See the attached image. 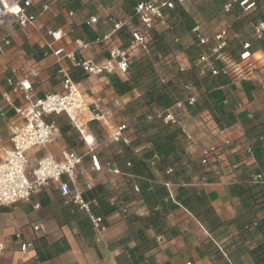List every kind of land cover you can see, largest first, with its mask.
<instances>
[{
    "label": "crops",
    "instance_id": "1",
    "mask_svg": "<svg viewBox=\"0 0 264 264\" xmlns=\"http://www.w3.org/2000/svg\"><path fill=\"white\" fill-rule=\"evenodd\" d=\"M32 1L27 13L36 17L34 26L22 29L9 22L0 27V34L10 42L0 54V164L10 149L9 130L19 123L13 107L22 103L7 80L23 79L32 71L37 73L31 78L33 93L42 96L61 91L58 71L67 70L89 103L111 110L110 127L128 125L124 132L128 143H109L110 127L91 122L96 124L93 129L88 123L85 130L95 146L92 154L101 165L100 171H93L81 135L65 117L56 118L55 140L45 150L29 152L27 170L46 153H77L82 159L77 185L93 213L103 218L102 239L96 241L88 216L65 204L57 186L48 184L28 201L0 206V264H264V187L251 184V176H264V90L253 77L201 78V85L193 89L195 104L180 112L182 128L191 137L189 150L179 128L149 119L161 108L146 104L143 92L133 88L118 94L110 81L111 77L127 79L87 78L70 61L57 62L49 49L73 51L75 40L101 38L112 28L110 19L132 12V0ZM90 16L97 17V24H84ZM57 30L65 36L53 42L48 32ZM177 50L175 58L188 66L185 48ZM74 52L79 59L91 57L97 63L106 57L103 45L95 43L88 52ZM254 53L264 82V50L259 47ZM256 54H260L257 59ZM215 91L221 93L219 107L210 99ZM173 95L174 103L187 97ZM243 121L251 124L245 127ZM210 147L215 151L203 164L202 151ZM246 147L253 150L252 156ZM134 158L144 165L133 162L127 167V160ZM112 168L135 177L115 175ZM167 169L171 173L166 174ZM114 200L124 201L128 211L122 213ZM36 225L43 231H33ZM24 242L31 246L22 253Z\"/></svg>",
    "mask_w": 264,
    "mask_h": 264
},
{
    "label": "built area",
    "instance_id": "2",
    "mask_svg": "<svg viewBox=\"0 0 264 264\" xmlns=\"http://www.w3.org/2000/svg\"><path fill=\"white\" fill-rule=\"evenodd\" d=\"M187 1L136 0L133 14L135 23L133 25H131V17L110 19L112 23L111 30L101 38H96L93 42L75 40L73 51H65L63 48L52 49L51 46H49V49L56 57L57 62L63 59L70 61L73 66L80 68L87 78L116 75L122 79H127L131 59L140 54L149 55L151 34L157 26H163L166 30H171V26L167 22L168 13L175 6L182 5ZM32 4V0H0V27L9 24V22L15 23L22 29L34 26L36 17L27 13V9ZM234 6H238L243 12H248L253 10L256 4L253 0H229L222 4V9L230 13ZM46 8L44 7V9ZM72 15L73 13L70 12L69 16ZM97 22V17L90 16L85 19L84 24L92 26ZM123 27H129L131 36L130 42L125 48L121 47V43L117 38V33ZM191 34L200 48L199 54L194 60L198 76L200 78L216 77L220 74L229 76L231 64L228 62L226 49L230 41V29L228 27L219 28L211 36H208L201 25L195 21ZM48 35L53 42H58L65 36V33L57 30L48 32ZM252 37L255 41L264 44V21H258L253 25ZM175 42H178V40H175ZM92 43L101 44L106 49V57L101 62H94L91 57H81L80 59L76 57L74 51L88 52ZM9 44V39L0 34V54ZM205 49H207L206 52ZM254 54V51H251V44L244 42L239 53L238 63L232 65H235V71L241 76L253 77L257 86L264 90L262 74H259V70L256 68ZM216 63H220L221 66L217 67ZM186 68L187 65L182 63L179 66V71H184ZM12 72L15 71L12 70ZM58 73L61 77V91L59 93H46L42 96L33 93L31 78L37 75L34 71L23 79L7 80V83L12 87V94H19L22 97V103L13 107L19 123L14 124L9 130L10 149L4 152L0 164V206L28 201L37 190L48 184H55L65 204H73L88 216L96 234V241L99 242L105 231L103 218L93 213L90 203L83 198L82 191L76 181L77 169L82 162L81 157L71 150H61L59 156L46 153L37 161L34 168L27 170L29 152L34 149L45 150L55 140L57 133L56 118L60 116L65 117L71 127L81 135L84 145L91 154L92 170L96 172L101 170L97 156L92 154L95 149L93 138L90 135L91 140L86 139L85 127L89 122H98L110 127L108 119L111 116V110L102 108L97 103L87 102V96L81 91L79 85L72 80L67 70L60 68ZM182 89L187 94L184 101H178L170 107L156 110L149 119L161 120L164 125L179 128L189 143V150H191V137L182 128L180 112L185 106L195 104L196 96L191 85L184 84ZM4 99L10 104L7 95L4 96ZM114 106L119 107V102L115 101ZM127 127L128 125L124 123L110 127L107 141L109 143L123 142L127 144L128 138L124 135ZM214 151L213 147L204 149L201 162L203 164L207 163ZM245 151L249 156L253 155V150L250 147H246ZM126 166L130 167L131 164L127 162ZM110 171L119 176L135 177L123 173L117 168H112ZM169 173H171V169L166 170V174ZM63 177L66 178V181L62 180ZM251 182L264 187V176L255 174L251 176ZM165 186L169 188L170 184L165 183ZM86 189L90 190V185L87 184ZM133 190L138 192L136 186L133 187ZM112 204L119 207L122 213H126L129 209L124 201L114 200ZM32 229L35 232L43 231L41 225L33 226ZM16 238H20V234H16ZM30 246V243L24 242L20 245V251L25 253ZM2 248L3 244L0 241V250Z\"/></svg>",
    "mask_w": 264,
    "mask_h": 264
},
{
    "label": "trees",
    "instance_id": "3",
    "mask_svg": "<svg viewBox=\"0 0 264 264\" xmlns=\"http://www.w3.org/2000/svg\"><path fill=\"white\" fill-rule=\"evenodd\" d=\"M132 1H133L132 12L120 18L123 19V18L131 17V25L135 23L133 14H134V7L136 5V0H132ZM253 1H255L256 4L253 10L248 12H243V10L240 9L238 6H234L236 11L232 9L231 12L228 14L229 17L232 18L231 20L233 21V23L229 25L230 32L234 34L233 36L240 37V35H238L237 33V29L240 28V26H243L244 22L249 24L252 29L254 24H256L258 21L264 20V0H253ZM177 6H175V8L172 11H170L167 16V22L168 25L171 26V30H166L161 34H157L154 32L151 34L150 44L152 43V40L155 39L159 48L157 50L151 51L152 57L139 58L134 62L131 61L129 66V76L127 77L126 81H121L115 77L110 78L111 85L115 88L118 94H124L128 91H131L133 88H136L139 91L143 92L142 96L146 104L150 106L155 105L156 107L165 109L174 104V95H173L174 92H171V90L169 91L168 90L169 87H172L173 91L180 90L181 92H183L182 88L184 84L191 85L193 89L201 85L202 79L198 77L197 68L194 66V60L200 51V48L197 46V42L194 45H191L190 47L185 48V50H183L185 52L186 57H188L189 59L188 66L184 71H179V66L180 64H182V61H179L175 58V54H174L175 52L168 51L167 49H165V44L162 43L166 33L171 34V36H173L172 38L173 41L178 40V42L182 38V36L191 34V29L194 26L195 19H193V17L189 13H187L186 11L182 10L180 7ZM210 11H211L210 8L207 9L200 8V12L203 15L205 13H206L205 15L209 14ZM130 37L131 36H130L129 27H123L117 33V38L119 39L122 48H125L129 44ZM244 42L240 43L239 49L237 51L238 53L237 56L235 54H232V51H230V45H228L226 49L227 59L228 62H230L231 64L229 67L231 68L230 75L228 77L231 78L239 77L240 79L248 78L245 76H241L234 69L235 65L239 61V53L242 50V44ZM260 47H262V49L264 50L263 45H261ZM253 49L254 47L251 44V51H254ZM170 58L173 59L170 60ZM151 60L153 61L154 64L151 63ZM157 63L161 65L159 68L161 74L160 78H158V76L155 75L156 74L155 69L153 68L154 67L153 65L156 66ZM220 66L217 65V67ZM221 75L222 74L216 77H220ZM222 76H226V75H222ZM161 80H163L164 82ZM253 81L255 80L253 79ZM220 95L221 93L219 91L210 93V99H212L213 104L218 105V107L221 104ZM249 124H251L250 121H243V126L246 127ZM127 161L131 165L134 162V165L139 167L140 166L142 167L144 165L142 161L136 163L135 158L129 159ZM251 184L255 185L252 182Z\"/></svg>",
    "mask_w": 264,
    "mask_h": 264
},
{
    "label": "rangeland",
    "instance_id": "4",
    "mask_svg": "<svg viewBox=\"0 0 264 264\" xmlns=\"http://www.w3.org/2000/svg\"><path fill=\"white\" fill-rule=\"evenodd\" d=\"M229 0H188L187 2H185L184 6L181 7L182 10L186 11L187 13H189L194 19L196 22H198L202 29L204 30L205 34L208 35V36H211L212 33L219 29V28H223V27H227V25H230L233 23V21L231 20L232 18L229 17V13L223 11L222 9V4L224 2H227ZM206 4V5H204ZM200 8H203V9H207V8H210V13L207 14V15H203L201 14L200 12ZM232 9L235 10V7H233ZM236 11V10H235ZM165 28L163 26H159L157 27L155 30L157 31H154L155 33L156 32H164ZM237 33L238 35H240V37L238 36H233L234 34H230V41H229V45H230V51H232V54H235L237 56V51L239 49V46H240V43L241 42H244V41H247L249 43L252 44V46L254 47L253 50L255 49H258L261 44L264 45L263 43L261 42H257V41H254L252 38V29L250 27L249 24H247L246 22H244V25L243 26H240V28L237 29ZM192 35V34H191ZM190 34H187L185 36H183L182 39L179 40V42H175L173 41V36H171V34L169 33H166L165 36H164V39L162 41L163 44H165V49H167L168 51H178L177 48L178 47H182V48H188L190 47L191 45H194L196 42L194 41V36L192 35L191 36ZM189 42V43H188ZM178 46V47H177ZM159 49L158 48V44L156 43L155 39L152 40V43L149 45V55H138V56H135L131 59V61H136L138 60L139 58H150L152 57L151 55V51L153 50H157ZM205 52L207 51V49L204 50ZM172 53V52H171ZM260 54H256L255 55V58H259ZM173 59V58H170V60ZM153 60V59H152ZM151 60V63H153V61ZM259 61H256V64L258 63ZM261 63V62H260ZM154 64V63H153ZM154 69H155V75L158 76V78L161 77V74H160V71H159V68H160V64L157 63L156 66L153 65ZM257 67V65H256ZM168 89H171V92H174V94H180L183 96V98L186 96L185 93L181 92L180 90H177V91H173V88L172 87H169ZM88 102V101H87ZM91 123V122H89ZM90 127L93 128V129H96V124L95 123H91L90 124Z\"/></svg>",
    "mask_w": 264,
    "mask_h": 264
},
{
    "label": "bare ground",
    "instance_id": "5",
    "mask_svg": "<svg viewBox=\"0 0 264 264\" xmlns=\"http://www.w3.org/2000/svg\"><path fill=\"white\" fill-rule=\"evenodd\" d=\"M85 136H86V139H87L88 141L91 140V137H90L88 134H86Z\"/></svg>",
    "mask_w": 264,
    "mask_h": 264
}]
</instances>
